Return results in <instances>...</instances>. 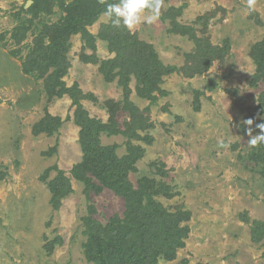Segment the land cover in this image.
<instances>
[{
    "label": "rangeland",
    "instance_id": "obj_1",
    "mask_svg": "<svg viewBox=\"0 0 264 264\" xmlns=\"http://www.w3.org/2000/svg\"><path fill=\"white\" fill-rule=\"evenodd\" d=\"M27 1L0 0V171L4 172L0 264H93L84 254L83 218L90 215L105 228L115 216L123 219L125 202L108 188L86 194L85 185L70 176L82 157L76 105L69 94H56L59 86L53 87L50 79L55 66L46 67L43 60L31 57L30 72L25 70L23 62L35 33L27 31L20 42L10 36L32 17L26 12L32 4L26 5ZM151 14L146 9L141 23L127 30L150 44L163 65L177 70L162 77L163 93L155 92L153 104L138 96L135 76H129V100L145 124L136 132L152 141L132 139L145 152L128 178L134 187L143 176L164 181L176 194L169 199L155 196L156 200L168 212H189L179 224L188 227L183 247L173 260L159 258L158 264H264V240L253 235L255 222H264V176L249 156L264 143L250 146L242 124L254 118L255 129L264 119L259 101L263 84L251 85L255 71L251 50L264 41V0H255L254 9L248 8L247 0H163L159 18L152 24L144 22ZM60 16L54 7L52 13L39 14L33 25L52 24ZM172 18L217 48L220 54L209 60L206 69L204 63L191 69L207 58H188L195 54L196 43L172 32ZM110 22L102 13L86 27L94 38V50L79 33L70 36L67 72L60 81L67 88L76 86V98L90 118L106 123L113 105V118L123 130L126 123H133L123 108L118 76L108 81L99 71L101 61L115 57L97 34ZM91 54L97 63L84 59ZM195 91L200 92L198 110ZM47 116L59 119L56 131L35 133L34 126ZM258 132L255 129L253 135ZM99 140L101 145L115 146L118 157L126 153L127 138L121 134L101 133ZM219 141L228 146L220 147ZM153 162L163 163L166 174H156L158 165ZM59 171L70 179V192L54 208L48 183Z\"/></svg>",
    "mask_w": 264,
    "mask_h": 264
},
{
    "label": "trees",
    "instance_id": "obj_2",
    "mask_svg": "<svg viewBox=\"0 0 264 264\" xmlns=\"http://www.w3.org/2000/svg\"><path fill=\"white\" fill-rule=\"evenodd\" d=\"M31 1L32 4L26 11L32 14L31 19L27 25L16 26L15 34L10 36L20 42L27 31L32 30V34L35 33L32 41L33 47H31L28 59L23 62L25 70L28 69L31 57L43 60L46 67L55 66V72L50 79L53 87L59 86L56 94L58 96L64 93L69 94L73 104L76 105L74 119L80 126L79 144L82 157L70 170V176L85 185L86 194H89L90 191L99 193L103 188H108L122 197L125 202L123 219L115 216L105 228H102L90 215L83 218L82 224L85 226L86 234L83 247L87 260L93 264H158L159 258L173 260L176 257L177 249L184 245L183 240L187 236L188 227H179V224L181 220L188 219L189 212L180 209L174 213L168 212L156 200L155 196L162 195L169 199L176 194L173 187L168 186L164 181L143 176L134 187L128 178L129 173L136 170L135 164L144 157L145 152L141 146L133 144L132 139H146L148 143L152 141V137H140L136 132L137 128L143 129L145 124L141 114L137 113L136 107L129 100L128 83L130 74H133L138 96L147 98L150 104H153L157 100L155 92L163 93L159 87L162 77L177 69L174 66L163 65L154 48L139 40L135 34L129 33V30L123 25L114 27L111 22L101 25L97 34L108 42V47L115 53V57L101 61L99 71L108 81H112L114 77L118 76V82L123 89V108L129 111L133 124L126 123L123 130L119 129L113 118L115 112L113 105L110 106L111 117L106 123L100 119L90 118L76 98L79 93L76 86L67 88L60 81V78L67 72L68 40L71 35L79 33L88 42L89 47L94 50V38L86 27L105 12L107 5L118 3L119 0H103V2L101 0ZM54 7H57L61 12V16L56 22L44 23L40 27L33 25V20L39 14L52 13ZM171 10L180 12V8ZM168 16L174 17L170 14ZM173 19L172 21H174ZM172 32L185 34L195 41L196 52L188 58H193V60L204 56L207 58L204 61L201 59L200 63H196L191 69L199 67L202 63L206 64L204 66L206 69L209 60L220 54L216 52L217 48H213L207 40L204 39V41L202 38L196 37L191 26L179 25L174 21ZM45 39H48L47 44H45ZM220 51L225 53L224 49ZM251 56L255 64L251 85L263 84V89L259 92V101L261 107H264V41L253 46ZM84 59L97 63L93 54L84 55ZM115 68L117 71H114ZM27 72L30 71L27 70ZM198 94L200 92L195 91L196 110L199 109ZM58 126V118L47 116L40 124L34 126V132L52 134ZM101 133L121 134L126 137V153L118 157L115 146L101 145L99 140ZM260 148L259 151L253 152L249 156L256 164H259V173L264 176V145ZM152 165H158L155 170L156 174H166L163 163L153 162ZM3 176L4 172L0 171V180ZM48 186L52 194L53 206L57 208L60 199L70 192V179L65 177L62 171H59L58 176L49 182ZM255 225L253 235L257 240L261 238L264 240V222H255ZM51 247L52 243L49 244L48 249L51 250Z\"/></svg>",
    "mask_w": 264,
    "mask_h": 264
},
{
    "label": "clouds",
    "instance_id": "obj_3",
    "mask_svg": "<svg viewBox=\"0 0 264 264\" xmlns=\"http://www.w3.org/2000/svg\"><path fill=\"white\" fill-rule=\"evenodd\" d=\"M103 2V0H101ZM163 0H119L118 3L109 4L103 15L107 16L114 27L123 25L129 30L141 23L142 15L147 9L152 14L147 16L144 22L148 24L154 23L160 14ZM255 0H247L249 9H254ZM255 123L254 118H247L242 121L245 126L246 134L249 136L248 143L250 146H257L264 143V119L260 123L255 124V129H259L256 135H253L255 129L252 127ZM220 147H227L223 141H219Z\"/></svg>",
    "mask_w": 264,
    "mask_h": 264
},
{
    "label": "water",
    "instance_id": "obj_4",
    "mask_svg": "<svg viewBox=\"0 0 264 264\" xmlns=\"http://www.w3.org/2000/svg\"><path fill=\"white\" fill-rule=\"evenodd\" d=\"M31 3H32V1L31 0H28L27 3H26V5L29 6Z\"/></svg>",
    "mask_w": 264,
    "mask_h": 264
}]
</instances>
